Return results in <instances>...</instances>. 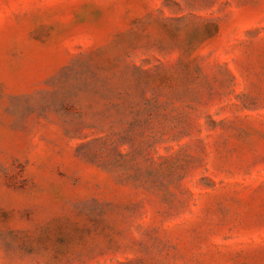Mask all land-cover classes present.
Wrapping results in <instances>:
<instances>
[{"label":"rangeland","instance_id":"obj_1","mask_svg":"<svg viewBox=\"0 0 264 264\" xmlns=\"http://www.w3.org/2000/svg\"><path fill=\"white\" fill-rule=\"evenodd\" d=\"M0 264H264V0H0Z\"/></svg>","mask_w":264,"mask_h":264}]
</instances>
